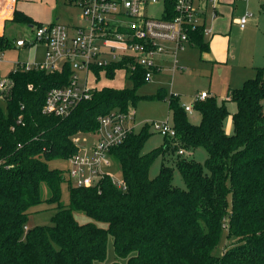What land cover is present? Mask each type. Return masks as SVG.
I'll use <instances>...</instances> for the list:
<instances>
[{"label": "trees", "instance_id": "trees-1", "mask_svg": "<svg viewBox=\"0 0 264 264\" xmlns=\"http://www.w3.org/2000/svg\"><path fill=\"white\" fill-rule=\"evenodd\" d=\"M10 21L42 24L17 8ZM13 39L3 33L0 51L13 46ZM189 41L200 52L209 49L202 27L189 31ZM103 69L106 77L124 69L131 86H96L65 116L44 114L41 105L49 88L67 83V64L9 73L0 105V264H100L109 238L115 255L109 264H264V63L222 99L193 101L198 123L170 93L173 136L161 135L158 146L142 153L152 134L150 123H143L109 149L120 184L104 172L92 185L76 186L67 168L49 161L76 153L74 138L94 133L100 117L127 113L141 98L165 96L162 88L153 95L136 92L146 82L139 65L119 61ZM103 69H95L97 78ZM226 101L236 109L230 111ZM227 115L229 132L223 125ZM197 147L206 151L203 161L191 157ZM170 155L172 164L165 162ZM157 156L159 170L150 177ZM174 169L184 187L172 183ZM41 182L56 210L49 223L29 226L30 208L43 201ZM63 183L66 203L60 201ZM75 212L90 219L78 222ZM223 231L234 242L216 255Z\"/></svg>", "mask_w": 264, "mask_h": 264}, {"label": "built area", "instance_id": "built-area-1", "mask_svg": "<svg viewBox=\"0 0 264 264\" xmlns=\"http://www.w3.org/2000/svg\"><path fill=\"white\" fill-rule=\"evenodd\" d=\"M16 1L0 0V36L5 31V23L12 18ZM220 1L74 0L81 11V23L67 25L51 21L28 26L30 38L18 36L13 39V46L0 51V100H3L2 93L9 87V73L16 70H53L64 64L69 66L67 83L49 88L41 105L42 113L56 116L67 115L77 103L90 97L96 87L91 82L98 79L96 68L103 69L119 61L126 65H139L144 69V80L148 81L160 65L158 55L170 53L173 56L174 51L183 47L184 43H190L189 31L202 27L204 34L210 32L205 27V8L210 5L213 16ZM154 5H160L159 16L147 14V8ZM249 15L246 12L235 22L243 27ZM35 43L44 45L41 62L12 59L11 66L4 71L5 51ZM101 74L104 75V69L100 70ZM27 88L30 89L31 84ZM208 95L207 91H200L193 101ZM192 103L181 105L189 113L193 109ZM131 119V110L127 113L111 112L99 118V127L94 132L97 138L90 145L81 146L84 136L74 138L79 149L66 160L67 174L74 185H92L105 172L103 166L110 162L109 149L118 145L126 133L133 129ZM150 125L160 135H174L168 120L152 122Z\"/></svg>", "mask_w": 264, "mask_h": 264}, {"label": "rangeland", "instance_id": "rangeland-1", "mask_svg": "<svg viewBox=\"0 0 264 264\" xmlns=\"http://www.w3.org/2000/svg\"><path fill=\"white\" fill-rule=\"evenodd\" d=\"M223 2H226V4L219 2V5L215 8V10L219 9V13L213 19L211 18V6L209 5L207 9L205 8V27L212 31V33L205 35V39L211 45L214 37H220V47L225 48V54L222 52V61L219 63L210 61L206 52L200 53L198 46L188 42L184 43L183 47L175 50L171 58L167 55L170 59L163 62L161 71L154 73L150 80L141 84L136 90L138 94L153 95L159 88H162L165 91V96L141 98L135 102L130 108L132 111V123L134 124L133 130H138L145 122L152 123L164 120L171 122V112L167 106V99L170 93L177 95L181 104L191 103L193 95L201 89H209L219 96L227 88L240 86L244 79L254 75V65L264 63V8L261 5L264 0H238L236 2L224 0ZM16 8L30 15L31 18L45 23L55 19L61 23L78 24L82 22L79 6L75 3H65L64 0H17ZM246 12H250L251 15L247 17L245 26L240 28L234 22V18L244 15ZM147 14L159 16L160 5L149 6ZM4 33L12 38L18 36L31 37V30L28 26L11 21L5 23ZM211 35H214L212 39ZM43 50V44L35 43L29 47L12 48L9 51H5L3 59H5L7 64L5 63L4 71L11 66L10 61L12 59H17L20 62H41ZM91 83L97 87L121 88L130 87L132 81L124 69H118L113 77H106L101 74L98 79H93ZM217 98L222 99L223 97ZM1 101L0 105L4 108V100ZM226 104L230 111L236 109L233 101H226ZM189 119L193 123H198L199 113L192 109L189 112ZM230 122L231 117L227 115L223 123L224 128L227 129ZM151 131L152 134L145 140L141 148L142 153L158 146L162 141L160 134L152 129ZM96 138L97 135L95 133L86 134L81 140V146L90 145ZM191 154L193 159L203 161L206 151L203 147H197ZM174 158L175 156L170 155L165 159V162L172 164L175 160ZM161 159L160 156L153 159L149 167L150 177L157 174ZM49 165L51 167L67 168L68 163L65 159H52L49 161ZM103 168L106 173L110 174L115 183H121L119 166L113 159L110 158L109 164L103 166ZM171 180L174 185L184 187L183 180L177 169H174ZM40 194L43 201L30 208L31 213L27 223L29 226L49 223L51 216L56 210L55 204L46 202L49 191L44 182L40 183ZM67 200V187L66 183H63L61 184L60 201L66 203ZM74 216L78 222H85L90 219L80 212H75ZM233 242L234 240L226 238L225 231H223L213 253L220 255ZM113 260H115V255L111 239L109 238L106 247V257L100 264H109Z\"/></svg>", "mask_w": 264, "mask_h": 264}, {"label": "crops", "instance_id": "crops-1", "mask_svg": "<svg viewBox=\"0 0 264 264\" xmlns=\"http://www.w3.org/2000/svg\"><path fill=\"white\" fill-rule=\"evenodd\" d=\"M224 0H221L220 2L222 3V4H226V2H223ZM232 1H234V2H236V1H238V0H232ZM220 3V4H221ZM218 5H219V3H218ZM217 5V6H218ZM261 5L263 6L264 5V2H262L261 3ZM214 15L212 16L211 14V18L213 19V18H215L216 16H217V14L219 13L218 11H219V9L217 10H215L214 9ZM249 14H250V12H248ZM251 15V14H250ZM249 15V16H250ZM241 16V15H240ZM239 16H237V17H235L234 19L236 20V18H238ZM205 20H206V18H205ZM235 20H234V22H235ZM37 21H39V20H37ZM52 21H58L57 19H55V20H52ZM41 22V21H40ZM51 22V21H50ZM247 22V21H246ZM245 22V23H246ZM42 23H45V22H42ZM236 23V22H235ZM245 23H244V26H245ZM64 24H67V25H73V24H75V23H72V24H70V23H67V22H65ZM237 24V23H236ZM243 26V27H244ZM243 27H240V28H243ZM209 33H212V31L210 30V32ZM208 33V34H209ZM204 35H206V34H204ZM214 37V35H211V39ZM208 41V40H207ZM209 42V41H208ZM220 45H221V43H220V37H214L213 38V41H212V44L210 45V42H209V49L207 50V51H203V52H206L207 54H208V57H209V60L210 61H212V62H214V63H219V62H221L222 60H221V58H222V52H224V54H225V48H221L220 47ZM200 53H202V52H200ZM167 55H169V57L171 58L172 57V55L170 54V53H167V54H162V55H158L157 56V61L160 63V65H159V67H158V70L157 71H155V73L156 72H159V71H161V69H162V67H163V62L165 61V60H168V59H170V58H168L167 57ZM263 59H264V55H263ZM257 63V62H256ZM260 65H262V64H256V65H254L253 66V70H254V68L256 67V66H260ZM249 78V77H248ZM245 80V79H244ZM243 80V81H244ZM242 81V82H243ZM228 89V88H227ZM203 90H205V91H207L208 93H209V95H214V96H216V97H224L225 96V92L226 91H224L223 92V94H221V95H219V96H217L216 94H215V92H211L209 89H201V90H199V92L200 91H203ZM199 92H197V93H199ZM197 93H195L194 95H193V98H192V101H193V99H194V96L197 94ZM192 103V102H191ZM230 116V115H229ZM231 117V116H230ZM132 120L133 119H131V124H132V127H133V129H134V124L132 123ZM225 129V131L226 132H229L230 131V129H231V122H230V124L228 125V127H227V129L226 128H224ZM104 169V168H103ZM106 172V171H105Z\"/></svg>", "mask_w": 264, "mask_h": 264}]
</instances>
